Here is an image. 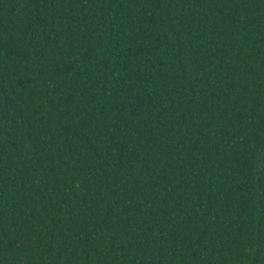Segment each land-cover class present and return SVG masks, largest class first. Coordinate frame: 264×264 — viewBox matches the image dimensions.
<instances>
[{
  "label": "trees",
  "instance_id": "16d2710c",
  "mask_svg": "<svg viewBox=\"0 0 264 264\" xmlns=\"http://www.w3.org/2000/svg\"><path fill=\"white\" fill-rule=\"evenodd\" d=\"M0 264H264V0H0Z\"/></svg>",
  "mask_w": 264,
  "mask_h": 264
}]
</instances>
